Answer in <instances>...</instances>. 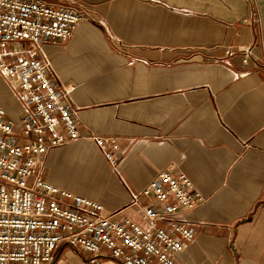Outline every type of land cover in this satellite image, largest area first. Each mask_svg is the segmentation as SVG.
I'll list each match as a JSON object with an SVG mask.
<instances>
[{
  "label": "crops",
  "instance_id": "obj_1",
  "mask_svg": "<svg viewBox=\"0 0 264 264\" xmlns=\"http://www.w3.org/2000/svg\"><path fill=\"white\" fill-rule=\"evenodd\" d=\"M255 1L257 16L247 0H76L86 18L42 50L81 138L50 149L34 172L140 219L125 209L132 194L173 163L201 196L178 215L195 238L177 264H264V0ZM7 89L0 99L16 121ZM92 136L115 140L113 164ZM61 245L57 264H119Z\"/></svg>",
  "mask_w": 264,
  "mask_h": 264
},
{
  "label": "built area",
  "instance_id": "obj_2",
  "mask_svg": "<svg viewBox=\"0 0 264 264\" xmlns=\"http://www.w3.org/2000/svg\"><path fill=\"white\" fill-rule=\"evenodd\" d=\"M76 0H0V75L21 107L20 124L0 104V264H50L67 244L105 254L119 264H177L193 229L178 215L200 202V192L174 164L131 196L140 219L60 188L34 167L50 149L81 138L68 91L42 50L71 37L87 13ZM257 16L255 0H247ZM242 62L251 56L241 51ZM235 51L228 48L227 55ZM113 164L114 139L92 136Z\"/></svg>",
  "mask_w": 264,
  "mask_h": 264
},
{
  "label": "rangeland",
  "instance_id": "obj_3",
  "mask_svg": "<svg viewBox=\"0 0 264 264\" xmlns=\"http://www.w3.org/2000/svg\"><path fill=\"white\" fill-rule=\"evenodd\" d=\"M0 89L1 90H3L2 91V95L4 96V97H7V96H9V94L7 93V91H8V89H7V84L5 83V81H4V79L2 78V76L0 75ZM12 94V93H11ZM12 96L14 97V100H15V102H18L17 100H16V98H15V96L12 94ZM2 100L3 99H0V104H2ZM4 105V104H3ZM13 107L12 109H13V112H10V114L11 113H13V115H14V117H15V119H16V122H17V125H19L20 124V111H19V106H14L11 102H8V107ZM5 107V106H4ZM5 109H6V107H5ZM7 112H8V110H7ZM86 188H88V190L90 191V190H92L93 189V186L95 187V186H97L96 184H90V185H88V183L86 184ZM103 187V186H102ZM101 188V187H100ZM102 189V188H101ZM97 191H99V189L97 190ZM65 250H69V248L68 247H65V245H60L57 249H56V252H55V256H54V260L50 263V264H57V260H58V258L61 256V254L63 253V251H65ZM67 255H68V253H67ZM60 259H62V260H64V262H65V259L62 257V258H60ZM59 259V260H60ZM64 262H62L63 264H64Z\"/></svg>",
  "mask_w": 264,
  "mask_h": 264
},
{
  "label": "bare ground",
  "instance_id": "obj_4",
  "mask_svg": "<svg viewBox=\"0 0 264 264\" xmlns=\"http://www.w3.org/2000/svg\"><path fill=\"white\" fill-rule=\"evenodd\" d=\"M8 87V86H7ZM9 88V87H8Z\"/></svg>",
  "mask_w": 264,
  "mask_h": 264
}]
</instances>
